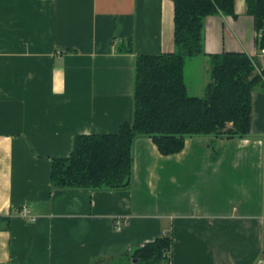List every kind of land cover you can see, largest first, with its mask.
Returning <instances> with one entry per match:
<instances>
[{
  "label": "crops",
  "instance_id": "0c3cea01",
  "mask_svg": "<svg viewBox=\"0 0 264 264\" xmlns=\"http://www.w3.org/2000/svg\"><path fill=\"white\" fill-rule=\"evenodd\" d=\"M234 8L203 20L204 53L183 66L191 95L204 93L210 54L260 61L246 0ZM173 30L172 0H0V264H117L159 237L169 264H264L260 87L246 137H187L164 155L141 136L127 187L52 185V160L76 136L131 121L136 57L172 52Z\"/></svg>",
  "mask_w": 264,
  "mask_h": 264
},
{
  "label": "trees",
  "instance_id": "16d2710c",
  "mask_svg": "<svg viewBox=\"0 0 264 264\" xmlns=\"http://www.w3.org/2000/svg\"><path fill=\"white\" fill-rule=\"evenodd\" d=\"M172 1L174 50L136 57L131 121L113 134L76 136L71 154L52 160L53 186L127 187L131 145L137 137H149L161 154L170 155L182 150L187 137L249 135L251 93L258 87L264 90L260 61L244 53L208 55L209 81L202 96L189 94L183 80L185 60L204 53L203 20L216 14L235 17V0ZM246 9L261 34L259 46L264 47V0H246ZM170 244L168 237L156 238L117 264H169Z\"/></svg>",
  "mask_w": 264,
  "mask_h": 264
},
{
  "label": "built area",
  "instance_id": "2783aa9c",
  "mask_svg": "<svg viewBox=\"0 0 264 264\" xmlns=\"http://www.w3.org/2000/svg\"><path fill=\"white\" fill-rule=\"evenodd\" d=\"M260 35L261 34L259 33V38H260ZM257 56L260 58L261 66H264V47L259 46ZM18 214H20L22 217H24L25 219H27L31 222H35L37 220V216L32 214V212L30 211V209L27 206L21 207L18 211Z\"/></svg>",
  "mask_w": 264,
  "mask_h": 264
},
{
  "label": "rangeland",
  "instance_id": "374dc122",
  "mask_svg": "<svg viewBox=\"0 0 264 264\" xmlns=\"http://www.w3.org/2000/svg\"><path fill=\"white\" fill-rule=\"evenodd\" d=\"M193 67H195V65L193 66ZM186 74H187V76L188 75H191L192 77H195V74H196V68H188V67H186ZM187 83H188V86L190 87L191 85V81H187ZM190 89V88H189ZM192 89H190L189 90V94H192V91H191Z\"/></svg>",
  "mask_w": 264,
  "mask_h": 264
},
{
  "label": "water",
  "instance_id": "95a60500",
  "mask_svg": "<svg viewBox=\"0 0 264 264\" xmlns=\"http://www.w3.org/2000/svg\"><path fill=\"white\" fill-rule=\"evenodd\" d=\"M136 260H134L133 262H135Z\"/></svg>",
  "mask_w": 264,
  "mask_h": 264
}]
</instances>
